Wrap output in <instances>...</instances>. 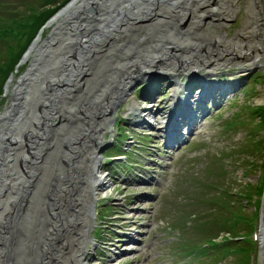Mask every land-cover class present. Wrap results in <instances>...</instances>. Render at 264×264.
I'll return each mask as SVG.
<instances>
[{"label": "bare ground", "instance_id": "1", "mask_svg": "<svg viewBox=\"0 0 264 264\" xmlns=\"http://www.w3.org/2000/svg\"><path fill=\"white\" fill-rule=\"evenodd\" d=\"M80 1H71L69 11L59 12L48 22L52 24V20L75 11ZM86 2L95 3L94 0ZM113 2L104 1V30L100 37L92 40L90 34L94 30L86 29L87 21L75 19V24L81 31L71 38L69 46L65 47V42L62 47L58 45L54 56V76L67 77L72 83L73 92L81 91L79 96H83L85 101H72V97L65 100V105L70 110V118L67 115L70 121L66 122H69V126L78 124L73 127L74 132L65 134L61 145L63 155L60 160L66 169L60 172V168L53 165L51 175H48L42 167L46 162V151L55 141L54 127H48L43 140L39 141V137L43 134L42 128L55 113L60 117L57 111L33 126L35 132L24 145H28L26 149H33L35 144L38 147L40 143L43 147L39 152L34 150L32 154L27 150L23 151V170L17 169L21 162L13 154L7 156L9 160L1 166L3 173L7 172L2 175V184L13 174L18 176L10 179V182L22 181L20 194L16 198L6 184L1 186L3 190L0 192V202L6 207L3 211L0 208V215H15L12 243H8L4 250L6 253L10 249L15 252L18 238L22 237L21 245L25 249L28 264H86V244L90 240L91 224L94 223L91 208L101 188L108 187L107 182L97 174V152L110 123L113 103L127 91L137 76L159 74L165 76V79H173L175 87L172 95L176 97L177 91L187 90L186 84L179 80L180 76L190 77L201 72L200 78L206 80L209 76L219 74V69H227L230 65H240L239 71L264 67V0ZM126 6H131V9L124 11ZM114 8L117 12H114ZM236 13H241L239 26L228 34L224 26ZM137 32L140 34H136ZM34 41L26 58H29L40 43L41 34ZM76 48L83 50L78 58L75 55L79 54L75 52ZM100 56L106 57L107 62L103 66L98 60ZM93 71L97 73L88 87L81 80H85ZM168 71L171 72L166 75ZM206 85L210 86V92L212 82H207ZM83 91L86 93H82ZM46 100H36L29 113L45 109ZM130 112L139 115L138 123L143 121V115H140L133 104L128 107V113ZM55 168L57 169L53 170ZM136 201L138 199L133 202ZM46 203L49 205V213L44 209ZM21 217L22 234L19 230ZM40 217L43 227L38 243H35L30 239L26 225L32 221L34 224L39 223ZM0 228L4 229L1 225ZM259 240V264H264V218L260 224ZM30 246L37 249L32 251Z\"/></svg>", "mask_w": 264, "mask_h": 264}, {"label": "rangeland", "instance_id": "2", "mask_svg": "<svg viewBox=\"0 0 264 264\" xmlns=\"http://www.w3.org/2000/svg\"><path fill=\"white\" fill-rule=\"evenodd\" d=\"M2 1L5 3L12 2V4L8 5V8L5 9V11L3 10V7H0L3 14L12 11L15 7L18 11H23L25 9V4L22 5V3H19L16 5L14 4V0ZM36 7L37 6H35L34 11L38 15L46 13L44 9L37 10ZM56 11L57 10H55L51 15H53ZM240 16L241 13H236L235 16L229 20L227 25L224 26V30L228 34L233 33L238 28ZM49 27L50 26L44 28L42 32L43 37ZM136 34L139 35L140 32H137ZM0 50H4L1 43ZM106 57L100 56L99 60L102 66L103 64L105 65V62H107ZM239 69L240 65H230L227 69H219V74L208 77V80H219L220 78L222 80H226L230 78L229 81L235 80L238 82L239 88L237 87L238 89L235 90L234 96L231 99L224 101L222 105L214 108L211 113L205 116L202 124L197 126L195 129L196 131H193L189 136H187L185 138V142L179 147H177L178 145L173 148L163 147L162 139L158 136L154 137L151 135L149 131L146 130V127L143 126L144 124H137L140 119L139 115H134L135 112L128 113V107L130 104L136 106L139 113H145V111H143L145 103H143L140 98V94L146 84L141 83L137 85L118 105V108L111 116L110 123L107 125V130L103 135L102 146L97 152L98 164L103 165L104 161L101 156L106 153L111 145H118L121 141H123L122 143L125 146L122 150L128 152V149L132 147L141 148L138 150L146 156L153 154L148 147H150L151 143L154 142L157 146L156 150L161 152V159L159 160L157 156H153V158L158 160L162 167L154 165L155 180L149 182L128 181L121 183L120 176L115 173L116 180H114L113 177H110V179L114 182L109 183L110 185L104 189L101 188L98 198L94 201L93 208H91V212L95 220L89 232L90 240L86 244V251L88 253V258L85 262L86 264H173L170 257L169 246L177 234L167 227L171 217L168 216V213L172 212L173 205L178 202L177 199H174L175 189H172L174 184L173 180H176L180 174L185 173V170H188V172H198L203 170L204 168L202 169V167L206 163L208 155H214L217 152H225L231 145L245 142L249 138L246 134L247 127H234L232 131H226L224 130L226 121L238 116L248 122L250 116L249 107L253 105H264V83L255 85L250 80L251 75L254 73H258L260 75L259 78L264 80V67L251 68L245 71H239ZM12 71L15 74L14 76H16L17 71ZM96 73L97 71H93L89 77H86L87 79L85 80V84H87L88 87H90L91 83L94 81ZM14 80L15 78L9 83L10 87L12 86ZM169 81L170 79L157 81L156 83L159 85L158 88L148 94L150 99H152L155 109H165L166 111L169 109V89L175 87L172 82L168 84ZM180 81L185 82L186 77H180ZM151 86L154 87L155 85L153 84ZM167 113L168 112H164L160 115L159 120L162 122L161 124H163V121L167 119ZM120 120H122L121 123H119ZM253 120H258V117H255ZM258 121L257 124L259 125ZM247 126L254 127L252 123H249ZM261 127L262 125L258 126L256 130V134L262 144L261 151L255 152V150L248 148L245 149L243 159L239 160L236 156L235 159L230 160V168H228V170H230L228 171V181L227 179L225 181L226 187L233 186L241 188L245 184L248 187L255 186L261 188V194L258 193L259 198L257 199L258 216L253 219L258 240L255 239V236L251 233V239L253 242L251 264H259L260 262L259 231L261 220L264 218V215H262L264 214V167H260V165L258 166V159L264 157V128ZM118 129L122 131V134H119L120 132H118ZM70 132H74V128L70 130ZM159 132L160 130L152 131L153 134H157ZM123 134L125 136H123ZM142 136L145 137L143 138ZM138 140H143L145 144L142 145L141 143H137ZM246 147H250V145H247ZM60 151H62V148ZM236 151H239V147L236 148ZM52 155L53 160H56L55 150ZM131 157L132 159L129 161L130 164L127 166L123 165L122 159L111 162L109 165H117L119 169L124 170L125 174L129 175V172L137 167L136 164L140 163L136 155L132 154ZM63 169L64 167H60V172H63ZM97 174H102L101 176L104 177L105 180L108 178L106 176V171L102 168L98 170ZM143 194H146V196ZM104 199H108L106 205H102V200ZM135 199H138V201L134 203L133 201ZM254 208L255 206L253 202L247 203L245 207L246 216H248V214H252L254 212ZM102 211L107 213V215L105 218L100 220ZM128 216L131 217L126 220L125 217ZM107 220H111V223L117 222L118 225L123 220V222H126L127 224V227L123 229V231L130 234L133 233L132 236L138 240V243L124 245L125 247L132 246L133 250L119 255L113 260L107 257V254H112V251L109 249H106L105 252H94V247L96 246L98 238V236L95 238L94 235H97V229L99 228L102 229V235L104 238L107 241L110 240L109 248L114 251H119L123 248L122 241L118 240L122 237L116 236ZM118 225H116V228L119 227ZM145 246L148 248H145ZM179 257L180 256L178 255L176 257L177 260H181L178 264H188V262H185L189 260L188 256ZM206 261L207 257L200 258V263H205ZM194 263L195 262H192L190 264ZM225 264H232V258H227Z\"/></svg>", "mask_w": 264, "mask_h": 264}, {"label": "trees", "instance_id": "3", "mask_svg": "<svg viewBox=\"0 0 264 264\" xmlns=\"http://www.w3.org/2000/svg\"><path fill=\"white\" fill-rule=\"evenodd\" d=\"M67 1L19 0L16 1L17 4H25L22 12L15 9L9 16H0V43L4 47L3 51L0 50V93L5 77L14 69L18 58L39 27ZM35 6L37 10L44 9L46 13L38 15L34 11ZM256 76L260 75H255V78ZM251 110L258 117V123H264V107H254ZM247 145L250 147H246ZM261 145L257 135L249 134L245 142L236 146L239 147L236 154L239 159H243L245 149L251 148L260 152ZM229 151L232 154L235 152ZM227 158L229 157L219 158L214 155L203 170L189 172L182 179H178L174 192V199L178 202L173 205L168 216H171V226L179 229V239L182 242L180 246L183 249L179 253L183 256L194 258L212 255L210 264H219L231 257L233 264H249L250 240L238 238L247 234L249 229L245 206L252 199L251 192L254 189L245 184L241 188L226 187ZM260 190V187H256L257 193L261 194ZM186 227L192 231L190 237L184 230Z\"/></svg>", "mask_w": 264, "mask_h": 264}, {"label": "water", "instance_id": "4", "mask_svg": "<svg viewBox=\"0 0 264 264\" xmlns=\"http://www.w3.org/2000/svg\"><path fill=\"white\" fill-rule=\"evenodd\" d=\"M71 1L61 8L52 19L61 11H69V4ZM86 1L87 0H81L75 11L70 14L68 13L65 18L56 23L45 35L43 42L37 46L34 51L29 65L17 80L16 90L12 91L10 107L5 114L0 116V133L3 135L0 140V187L2 186V175L4 174L1 166L6 164L9 160L7 156L12 154L16 156V158L20 160V165L22 167V153L24 150L28 151V149H26V146L28 147V145H24V142L27 141L28 138L30 139L32 134H34L35 130L33 129V126L42 122L48 117V115L52 114L53 111L60 112L65 109L63 100L68 96V91L70 89L67 85L71 82L68 81L67 77L62 78L64 75H61L59 78L54 76V56L57 52L58 45L62 47L63 42H65V47L69 46L72 41L71 38L78 35L81 31V28L75 24V19L86 20L88 23L86 29L91 28L94 31L96 30L95 33L93 31L90 34L92 40L100 37L102 30H104V0H94V4ZM131 6H126L124 11H126L125 9H131ZM116 10L117 9L114 8V12H117ZM48 24L49 22L47 21L44 26ZM41 29L42 28L39 29L37 36H39ZM34 44L35 42L33 40L28 46L27 52L31 50ZM75 52L79 53L75 54L77 58L79 55L83 54V50L80 48H76ZM24 60L25 58H22L19 63ZM138 83L139 82H137L135 86L138 85ZM133 88L134 86H132L129 91ZM44 99H47L45 102V109H40L38 113H29L36 100ZM80 101L81 99L78 96L76 102ZM116 107L117 104H115L114 109ZM46 130L47 127L44 126L42 128L43 134L39 138L42 137V139H44L46 137ZM36 147L37 144L33 146L31 154L34 150L39 152L43 146L40 143L37 149ZM52 158L53 157L51 156L49 157V159ZM16 189L17 188L12 189V191H15ZM19 194L20 191H17L14 195L17 196ZM34 211H36V209H34ZM21 219L22 217L20 218L19 226H23ZM10 220H12V222ZM10 220L8 218L7 223L9 224L3 225L4 229L0 230V263L28 264V261L25 258V249L23 245H21V239L18 241L15 252L10 249L9 252L6 253L4 250L8 243L10 245L12 243L11 233L14 228L15 215H13V219L11 218ZM27 228L30 232V239L32 242L38 243V229L35 227L31 229L29 225H26V229ZM20 229L22 230V227ZM36 249L37 247L32 248V246H30V250L35 251Z\"/></svg>", "mask_w": 264, "mask_h": 264}]
</instances>
